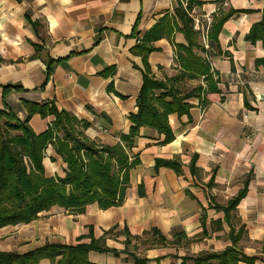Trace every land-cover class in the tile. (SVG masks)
Masks as SVG:
<instances>
[{"label":"crops","instance_id":"1","mask_svg":"<svg viewBox=\"0 0 264 264\" xmlns=\"http://www.w3.org/2000/svg\"><path fill=\"white\" fill-rule=\"evenodd\" d=\"M181 1L0 0V110L5 102L39 135L54 117L28 116L26 103H53L88 123L89 140L116 145L128 134L142 84L143 63L131 51ZM195 2L191 12L199 18H211L218 8L235 11L218 35L219 54L208 58L216 92L188 100L187 116L168 117L169 144L161 145L163 136L149 128L139 130L131 150L137 163L120 206L91 204L77 215L52 208L29 224L1 228L0 253L93 243L103 250L88 252L90 264H192L202 253L228 249L238 252L232 264H264V64H258L264 49L245 40L262 18L264 0ZM173 40L184 43L180 33ZM153 45L147 65L164 81L176 73L175 50L166 39ZM199 84L205 88L202 79L187 82ZM174 159L179 175L155 168L156 160ZM43 167L46 178L65 175L51 146ZM246 181L244 197L226 218L220 208Z\"/></svg>","mask_w":264,"mask_h":264},{"label":"trees","instance_id":"2","mask_svg":"<svg viewBox=\"0 0 264 264\" xmlns=\"http://www.w3.org/2000/svg\"><path fill=\"white\" fill-rule=\"evenodd\" d=\"M186 7L176 2L172 15L164 16L149 30L132 49L143 63L142 84L136 98V112L129 115L127 135L120 137L114 146H104L89 140L84 132L88 123L78 121L65 111H59L53 103L27 104L28 116L39 114L41 118L53 116L54 121L39 135L33 133L28 121L20 122L3 102L0 110V229L7 226L29 224L42 213L60 208L70 214H82L88 205L96 204L106 210L123 203L128 174L137 163L131 154L134 139L141 128H149L163 136L161 145L169 144L174 135L168 117L187 116L191 98L216 92V81L210 71L208 58L219 54L218 35L223 24L235 13L234 10L218 8L211 17L207 29L208 50L199 42L200 33L193 29L194 21L189 15L199 6L195 0H184ZM180 33L184 43L173 40ZM166 39L175 50L174 76L157 80L150 73L147 56L154 52V43ZM245 40L251 44L260 42L264 49V10L261 20L252 25ZM1 62V61H0ZM264 64V57L258 61ZM202 79L205 88L188 87L187 82ZM9 88H3V93ZM51 146L65 165L64 177L46 178L43 167L45 151ZM194 158L190 172L195 176ZM168 167L177 175L180 165L177 159L155 161V168ZM213 179L210 178L208 187ZM244 188L220 209L229 218L246 193ZM158 235V233H153ZM159 241L164 239L158 235ZM235 240V239H234ZM95 244L76 246L45 245L25 254L0 253V264H39L47 260L51 264H90L87 254L102 251ZM238 252L228 249L220 254L202 253L192 258V264H208L215 260L220 264L235 263ZM251 262L249 259L242 258Z\"/></svg>","mask_w":264,"mask_h":264},{"label":"built area","instance_id":"3","mask_svg":"<svg viewBox=\"0 0 264 264\" xmlns=\"http://www.w3.org/2000/svg\"><path fill=\"white\" fill-rule=\"evenodd\" d=\"M181 4L183 5V8L186 7V4L183 1H181ZM190 16H191V18L194 21L193 29L200 33V37H201L203 48L205 50H208L207 29H208V26H209V24L211 22V18L209 16H203L201 18L195 17L193 15V12L190 13Z\"/></svg>","mask_w":264,"mask_h":264}]
</instances>
